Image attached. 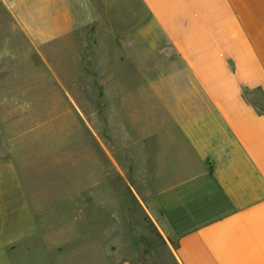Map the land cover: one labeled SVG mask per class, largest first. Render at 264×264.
I'll return each mask as SVG.
<instances>
[{
  "label": "crops",
  "instance_id": "crops-1",
  "mask_svg": "<svg viewBox=\"0 0 264 264\" xmlns=\"http://www.w3.org/2000/svg\"><path fill=\"white\" fill-rule=\"evenodd\" d=\"M9 10L27 31L62 32L67 61L96 80L111 175L127 177L122 190L175 241L178 264H264V0H0V49ZM7 144L0 132V264H88L87 234L46 223L76 203L100 226L110 217L114 239L120 185L105 187L98 156L96 185L61 197L68 215L35 212Z\"/></svg>",
  "mask_w": 264,
  "mask_h": 264
},
{
  "label": "rangeland",
  "instance_id": "rangeland-1",
  "mask_svg": "<svg viewBox=\"0 0 264 264\" xmlns=\"http://www.w3.org/2000/svg\"><path fill=\"white\" fill-rule=\"evenodd\" d=\"M17 20L9 10L7 43L3 40L0 49V132L7 138V151L22 154L24 180L34 196L33 210L42 213L55 209L68 215L72 207L60 205L61 197L72 193L81 183L96 185L97 177L101 178L96 173L99 156L105 187L118 183L125 199L122 223L118 225L120 234L114 233L113 239L110 217L100 226L92 217L89 221L94 208L84 209L76 203L70 217L49 219L47 231L57 229L65 234L77 230L87 234L88 253L79 259L84 263L97 259L99 262L102 258L104 264H178L175 241L166 239L141 204H135L133 195L122 190V178L125 181L127 177L111 175V144L102 141L95 126L94 106L99 87L96 80L81 78L85 65L79 58L74 67L70 57L67 61V43L62 32L48 39L47 33L27 31L25 24ZM71 71L75 73L74 79L70 77ZM88 89L92 94L87 93ZM85 104L92 105V111H84L81 107ZM84 171L86 175L82 176ZM88 189L89 193L94 192V188ZM69 218L75 221L73 225L65 221ZM101 236L103 250L95 240ZM102 251L103 257L99 255Z\"/></svg>",
  "mask_w": 264,
  "mask_h": 264
}]
</instances>
